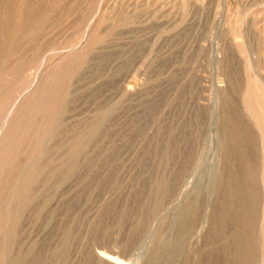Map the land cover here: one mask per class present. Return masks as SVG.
<instances>
[{"label":"rangeland","instance_id":"1","mask_svg":"<svg viewBox=\"0 0 264 264\" xmlns=\"http://www.w3.org/2000/svg\"><path fill=\"white\" fill-rule=\"evenodd\" d=\"M263 52L264 0H0V264H264ZM245 182L253 259L233 238Z\"/></svg>","mask_w":264,"mask_h":264},{"label":"bare ground","instance_id":"2","mask_svg":"<svg viewBox=\"0 0 264 264\" xmlns=\"http://www.w3.org/2000/svg\"><path fill=\"white\" fill-rule=\"evenodd\" d=\"M2 1V0H1ZM12 1V0H11ZM104 1V0H103ZM183 1V0H182ZM110 2V1H109ZM120 2V1H119ZM100 3V2H99ZM104 3V2H103ZM101 4V3H100ZM116 4V3H115ZM120 4H121V2H120ZM183 4H184V2H183ZM105 5L106 4H104V7H105ZM185 6V5H184ZM116 7V9L118 8L117 6H115ZM99 8H101V7H99ZM103 8V7H102ZM101 8V9H102ZM121 8V7H120ZM120 8H118V9H120ZM97 9V8H96ZM118 9H117V11L116 12H118ZM104 10H105V8H104ZM100 11V10H99ZM98 11V12H99ZM113 11V10H112ZM21 12V11H20ZM111 12V11H110ZM110 12H108V13H110ZM116 12H115V14H116ZM100 13V12H99ZM98 13V14H99ZM102 13H103V11H102ZM112 13H114V12H112ZM128 13H129V11H128ZM15 14H17V13H15ZM21 13H19V15H20ZM92 14V13H91ZM187 14V13H186ZM24 15V14H23ZM94 15H95V12H94ZM117 15V14H116ZM96 16V15H95ZM107 16H108V14H107ZM114 16V15H113ZM9 17V16H8ZM24 17V16H23ZM93 17V16H92ZM99 17H100V14H99ZM99 17L97 18V19H99ZM106 17V16H105ZM108 17H111V16H108ZM18 21V20H17ZM21 22V21H20ZM21 25V24H20ZM2 26V25H1ZM236 27V26H235ZM234 27V28H235ZM3 28H5L4 26H3ZM242 28V27H241ZM241 28L239 29V27H237V28H235V30H234V33H233V40H234V44L235 45H237V46H239V47H248V45H247V43L249 42H247L246 41V36L245 35H247V34H245V33H243V29L241 30ZM5 29H7V28H5ZM4 30V29H3ZM93 30V29H92ZM5 32V31H4ZM245 32V31H244ZM4 34V33H3ZM7 36V35H6ZM91 36V35H90ZM237 37H242V40L240 41V40H238L237 39ZM95 38V37H94ZM91 39V38H90ZM90 39H89V41H90ZM97 39V38H96ZM89 44H90V42H89ZM86 45V44H85ZM251 45V44H250ZM249 45V46H250ZM260 47V46H259ZM259 49H262L261 47L259 48ZM262 51V50H261ZM66 52H68V51H66ZM70 53V52H69ZM260 53V52H259ZM264 53V52H263ZM68 54V53H67ZM65 55V54H64ZM69 55V54H68ZM263 55V54H262ZM67 56V55H66ZM252 56H251V54L250 53H248V52H246V60H247V62H249L251 65H252V63H254L253 61L254 60H252L253 58H251ZM256 57V56H255ZM83 58V57H82ZM258 59V58H257ZM84 61V60H83ZM82 62V61H81ZM255 62H258V61H256V59H255ZM248 64V63H247ZM81 65V64H80ZM250 65V66H251ZM260 66V65H259ZM254 67V66H253ZM263 67V66H262ZM251 68V67H250ZM67 70V69H66ZM70 70V69H69ZM249 71V70H248ZM64 72V71H63ZM250 74V73H249ZM254 74V73H253ZM232 76V75H231ZM253 76V75H252ZM254 77V76H253ZM252 77V78H253ZM260 77V76H259ZM263 77V76H262ZM257 78V77H256ZM264 78V77H263ZM263 78H261V79H263ZM230 80L232 81V78H230ZM247 80V79H246ZM263 85H264V80L263 81H261V80H259ZM233 82V81H232ZM247 83H248V81H247ZM252 83L250 82V85H251ZM233 85V84H232ZM250 85L249 84H247V86H246V89H245V91H246V94H248L249 93V91L248 90H250ZM255 85V84H254ZM40 86V85H39ZM235 86H237L235 83H234V88H232L231 87V89L233 90H235ZM251 86H253V85H251ZM238 87H239V85H238ZM240 88V87H239ZM238 88V89H239ZM252 88H254V87H252ZM259 88V87H258ZM237 89V90H238ZM233 90V91H234ZM236 90V91H237ZM256 90H254V92H255ZM245 94V93H244ZM251 94H252V92H251ZM21 95V94H20ZM19 95V96H20ZM65 95V94H64ZM61 96V95H60ZM245 96V95H244ZM254 95H252V97H253ZM262 96H263V94H262ZM24 97H26V96H24ZM59 97V96H58ZM58 97H54L55 99L56 98H58ZM62 97V96H61ZM64 97V96H63ZM60 98V97H59ZM244 98H246L247 99V97H244ZM254 98V97H253ZM62 99H64V98H62ZM250 99V98H249ZM17 100V99H16ZM253 101L254 100H252V102L251 103H253ZM39 102V101H38ZM256 102V101H255ZM261 102V101H260ZM14 103H15V101H14ZM14 103H12V104H14ZM47 103V102H46ZM53 104V103H52ZM63 104V103H62ZM247 104V103H246ZM20 105V104H19ZM41 105V104H40ZM40 105H37L38 107H41ZM55 105V104H54ZM64 105V104H63ZM32 106V105H31ZM30 106V107H31ZM36 106V105H35ZM262 106V105H261ZM19 107V106H18ZM57 107H58V111L59 110H62V107H61V105L58 103V105H57ZM57 107H54V109H53V107H52V109L54 110V112H56L57 111ZM64 107V106H63ZM23 108V107H22ZM42 108V107H41ZM40 108V109H41ZM52 109H51V111H52ZM245 109H247L246 107H245ZM251 109V108H250ZM263 109H264V104H263ZM262 109V110H263ZM18 110H20V109H18ZM254 110H255V107H254ZM7 111V110H6ZM63 111V110H62ZM264 111V110H263ZM10 112H11V109H9L8 111H7V113L3 116V119H2V124H5V122H6V120L8 119V117H9V115H10ZM40 112V111H39ZM61 112V111H60ZM254 112V111H253ZM58 113V112H57ZM56 113V114H57ZM62 113V112H61ZM257 113V112H256ZM260 113V112H259ZM258 114V113H257ZM35 115V114H34ZM63 115V114H62ZM253 115H254V113H253ZM54 116V115H53ZM232 115H230V117H231ZM255 116V115H254ZM257 116V115H256ZM262 117V116H261ZM263 117H264V114H263ZM28 118V117H27ZM255 118V117H254ZM253 118V119H254ZM51 119H54V118H51ZM56 119H59V117L58 118H56ZM256 119V123L258 124V126L260 127V129H262V134H260L259 136H260V147H262V159H263V162H264V124L260 121V117H256L255 118ZM55 120V119H54ZM35 123V122H34ZM52 123V122H51ZM228 123L230 124L229 126H230V128L232 129V130H238V128L240 129V133L239 134H237V136L238 137H240L241 139H242V141L243 142H245L246 143V145L248 146V145H251V143H253L252 142V135H251V133L249 132V130H248V127L247 126H243V127H241L240 125L238 126L237 125V123H235V122H233L232 120H231V118L229 119V121H228ZM255 123V122H254ZM42 124V123H41ZM91 125V124H90ZM38 126V125H37ZM47 126V125H46ZM50 126V125H49ZM4 127V126H3ZM40 127V126H39ZM38 127V128H39ZM48 127V126H47ZM229 128V127H228ZM39 129H41V131H42V126L39 128ZM44 129V128H43ZM52 129V128H51ZM44 131H45V129H44ZM91 131V130H90ZM261 131V130H260ZM51 132V131H50ZM258 132V131H257ZM36 133V132H35ZM34 133V134H35ZM48 133V132H47ZM54 133V132H53ZM259 133H261V132H259ZM38 134H39V132H38ZM43 134V133H42ZM49 134V133H48ZM51 134V133H50ZM92 134V133H91ZM45 135H46V133H45ZM44 135V136H45ZM73 135V134H72ZM68 136V135H67ZM76 136V135H75ZM13 137V136H12ZM29 137V136H28ZM38 137V136H37ZM11 138V137H10ZM21 138V137H20ZM74 138V137H73ZM86 139V138H85ZM254 139H256V138H254ZM13 140V139H12ZM35 140V139H34ZM37 140V139H36ZM84 139L82 138H77V139H74V144H73V141H72V143L71 144H73L72 145V148H71V158L72 159H74V157H75V155L83 148V146H84V141H83ZM29 141V140H28ZM27 141V142H28ZM40 141V140H39ZM15 142V141H14ZM20 142V141H19ZM23 142V141H22ZM61 142V141H60ZM12 143V142H11ZM16 143V142H15ZM29 143V142H28ZM34 143V142H33ZM253 144H255V143H253ZM257 144H258V142H257ZM37 145V144H36ZM40 145V144H39ZM19 146V145H18ZM41 146V145H40ZM71 146V145H70ZM57 147V146H56ZM22 148V147H21ZM41 148V147H40ZM57 149V148H56ZM18 150V149H17ZM31 151V150H30ZM40 151V153H43L45 150H43V149H40L39 150ZM23 152V151H22ZM38 152V151H37ZM47 152V151H46ZM39 153V152H38ZM37 153V155H39ZM45 153V152H44ZM43 153V154H44ZM8 154V153H7ZM24 154V153H23ZM34 154V153H33ZM6 155V154H5ZM9 155V154H8ZM28 156H30L29 155V153L27 154ZM27 156V157H28ZM35 156H36V151H35ZM44 156V155H43ZM48 157V156H47ZM77 157V156H76ZM7 158V157H6ZM4 159V158H3ZM9 159V158H8ZM28 159V158H27ZM30 159V158H29ZM28 159V160H29ZM65 159V158H64ZM48 160V159H47ZM70 160V159H69ZM31 161V160H30ZM46 162V161H45ZM241 162H242V165H244L245 166V172H246V175L248 174V177H249V179H248V181H249V183L248 184H250L251 182L250 181H252V162H251V160L248 158V156H247V152H244V154H243V157L241 158ZM262 163V162H261ZM77 164V163H76ZM56 165V164H55ZM88 165V164H87ZM40 167V166H39ZM72 167V166H71ZM262 167V166H261ZM57 168V167H56ZM64 168H66V167H64ZM68 168V167H67ZM54 169V168H53ZM74 169V168H73ZM43 170V169H42ZM49 170V169H48ZM56 170V169H55ZM62 170V169H61ZM70 170V169H69ZM44 171V170H43ZM67 171V170H66ZM19 172V171H18ZM54 172V171H53ZM61 172V171H60ZM65 172V171H64ZM68 172V171H67ZM66 172V173H67ZM47 173V172H46ZM61 173H63V172H61ZM68 173H70V172H68ZM74 173V172H73ZM260 173H262V180H263V188H264V168H263V170H262V172H260ZM15 174H16V172H15ZM19 174V173H18ZM39 174H41V172L39 173ZM51 174V173H50ZM70 174H72V173H70ZM37 175H38V170L35 168V167H31V168H29L25 173L23 172V174H21V180H22V182H21V184L19 183V187L18 188H16L15 190H14V192H13V197H14V199L16 198V201L18 200V202H19V206L15 209V206H14V208H12L13 210L15 209V211H12V215H11V217H12V221H13V223L15 224V222L22 216V214H23V212H24V210H25V208L27 207V205L32 201V195H33V193L31 194V192H32V190H33V188H32V186H34L33 184H35L34 182L36 181V179H37ZM79 175V174H78ZM17 176V175H16ZM16 176H14V177H16ZM261 176V175H260ZM13 177V176H12ZM13 177V178H14ZM70 177V176H69ZM74 177V176H73ZM247 177V176H246ZM58 178V177H57ZM12 179V178H11ZM15 179H18V176H17V178H14V181H15ZM20 179V178H19ZM56 179V178H55ZM39 180H40V177H39ZM46 180V179H45ZM82 180V179H81ZM159 180V179H158ZM161 180V179H160ZM63 181H65L64 179H63ZM165 181V180H164ZM172 181V180H171ZM10 182V181H9ZM12 182V181H11ZM37 182V181H36ZM57 182V181H56ZM60 182V181H59ZM81 182V181H80ZM49 183V182H48ZM52 183V182H51ZM157 183V182H156ZM170 183V182H169ZM18 184V183H17ZM53 184V183H52ZM84 184V183H83ZM7 185V187H8V183L6 184ZM16 185V184H15ZM56 185V184H55ZM158 185L159 186H162L163 184L162 183H160V182H158ZM261 185H262V183H261ZM86 186H87V184H86ZM158 186V187H159ZM170 186L172 187V185L170 184ZM244 186L246 187V188H242L243 189V191L245 192V193H247V195H248V198H246V201H247V203H246V205H245V207L243 208V210H242V216L238 219V223H239V228L240 229H238V230H236V232L235 233H233V238H234V240H238V242H242V241H245V244H244V246L243 247H240L241 249H240V252H239V255L240 256H242V257H244L245 259H247V258H249V259H253L254 258V254H253V243H252V234H251V228H252V223H253V218H254V214H253V207H252V204H253V195L251 194V193H249V191H248V187H247V184H246V182L244 183ZM16 187V186H15ZM57 187V186H56ZM156 187V186H155ZM157 187V189H159ZM160 188H162V187H160ZM164 188V187H163ZM162 188V189H163ZM10 188H8L7 190H9ZM162 189H160V190H162ZM247 189V190H246ZM156 190V189H155ZM170 190V189H169ZM10 191V190H9ZM34 191V190H33ZM7 192V191H6ZM12 192V191H11ZM264 192V191H263ZM244 193V194H245ZM78 195V194H77ZM10 196H11V193H10ZM49 196V195H48ZM264 197V196H263ZM35 198V197H34ZM42 198V197H41ZM44 198H45V196H44ZM50 198V197H49ZM8 199V198H7ZM46 199H48V198H46ZM15 201V202H16ZM41 201V200H40ZM39 201V202H40ZM78 201V200H77ZM244 202H245V198H244V200H243ZM248 201H250L251 202V205H250V207L248 208ZM33 202V201H32ZM42 203V202H41ZM44 203V202H43ZM30 205V204H29ZM34 205V204H33ZM39 205V204H38ZM1 206V205H0ZM17 206V205H16ZM32 206V205H31ZM31 206H29V207H31ZM36 206V205H35ZM40 206V205H39ZM42 206H43V204H42ZM47 206V205H46ZM264 206V205H263ZM34 207V206H33ZM3 207L1 206V209H2ZM4 208H5V206H4ZM3 208V209H4ZM43 209V208H42ZM6 210V209H5ZM35 210V209H34ZM2 211H4V210H2ZM45 211V210H44ZM6 212V211H5ZM39 212V211H38ZM37 214V213H36ZM12 223V222H11ZM7 225V224H6ZM3 228H6V227H3ZM15 228V227H14ZM14 228L13 227H9V224H8V228L4 231L5 232V245H6V253L8 252V250H9V247L11 246V243L14 241V238H15V233H14ZM246 228V229H245ZM247 228H248V230H247ZM2 229V228H1ZM243 229H244V231H243ZM250 229V230H249ZM65 231V230H64ZM0 232H2V231H0ZM66 232V231H65ZM64 233V232H63ZM68 233V232H67ZM3 236V235H2ZM64 236V235H63ZM3 250L5 251V249L3 248ZM102 250V249H101ZM64 251H66V250H64ZM60 252H61V254H60V256L62 255L64 258H66L65 257V253H63L62 252V250H60ZM114 253V252H113ZM7 255V254H6ZM9 255V254H8ZM99 255L100 256H102V255H104L105 256V252L104 251H102V252H99ZM20 256V255H19ZM264 256V255H263ZM15 257V256H14ZM103 257V256H102ZM111 258V259H117L116 257H114V256H112L111 254H107V258ZM7 258H8V256H7ZM11 258V257H10ZM20 259H21V257H20ZM20 259L19 258H14V259H8V260H12V261H9L11 264H19V261H20ZM7 260V259H6ZM8 262V261H7ZM60 262V261H59ZM264 262V261H263ZM62 263V262H61ZM1 264H3V262L1 263Z\"/></svg>","mask_w":264,"mask_h":264}]
</instances>
